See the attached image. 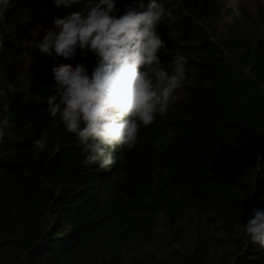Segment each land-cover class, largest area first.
I'll return each instance as SVG.
<instances>
[{
    "label": "trees",
    "instance_id": "trees-1",
    "mask_svg": "<svg viewBox=\"0 0 264 264\" xmlns=\"http://www.w3.org/2000/svg\"><path fill=\"white\" fill-rule=\"evenodd\" d=\"M159 2L173 17L181 14L158 24L167 45L163 65L169 69L175 53L185 55L194 83L183 86L186 96L170 104L169 116L141 127L135 147L120 148L116 164L103 171L82 164L77 138L48 113L51 63L34 66L26 90L6 64L14 36L29 22H21L23 14L53 21L78 5L11 0L0 23V78L16 88L7 98L13 126L5 138L26 126L31 133L0 144V264H264V250L243 236L253 209L264 207V4L257 2L256 17L242 4L226 7L231 21H223L225 34L216 40L202 22L223 17L219 0ZM132 3L116 0L117 15ZM236 10L257 30L242 32ZM77 61L90 72L96 57L78 50ZM41 136L48 144L36 155L33 142ZM202 216L226 238H201L188 253L143 249L155 237L177 242ZM161 217L165 230L157 231ZM217 241L228 249L209 262Z\"/></svg>",
    "mask_w": 264,
    "mask_h": 264
},
{
    "label": "clouds",
    "instance_id": "clouds-1",
    "mask_svg": "<svg viewBox=\"0 0 264 264\" xmlns=\"http://www.w3.org/2000/svg\"><path fill=\"white\" fill-rule=\"evenodd\" d=\"M51 2L56 7H82L55 16L35 43L40 55L47 54L57 62L51 70L54 80L53 94L46 101L48 113L77 138L83 165L110 171L116 164L115 153L123 147L134 148L141 127L165 114L183 87L188 58L175 53L167 69L160 55L167 45L158 24L172 21L173 14L159 0H133L120 15L116 0ZM10 3L0 0V23L6 19ZM3 48L0 40V51ZM78 50L82 57L94 53L96 63L90 72L86 63L77 61ZM15 91L13 83L0 78V144L5 130L13 126L7 98ZM33 143L39 155L48 140L41 136ZM243 229L249 246L264 250V207L253 209Z\"/></svg>",
    "mask_w": 264,
    "mask_h": 264
},
{
    "label": "rangeland",
    "instance_id": "rangeland-1",
    "mask_svg": "<svg viewBox=\"0 0 264 264\" xmlns=\"http://www.w3.org/2000/svg\"><path fill=\"white\" fill-rule=\"evenodd\" d=\"M220 3L223 5L222 13L224 14L225 8L231 5H235V3L242 4L246 10L253 16L256 17L257 15V2H261L264 4V0H219ZM233 5V6H234ZM82 6L78 5L77 7L64 12L59 13L58 15L63 16L66 14H70L72 11L80 10ZM173 22L178 20L181 17V14L175 11ZM235 15L238 18V26L242 32L248 34L252 30H257L255 27L251 26L248 22H246L241 13L236 10ZM21 22L27 23V27L25 32L20 34L19 36H14V43H15V51L9 53L6 56V64L11 63L15 66V70L18 73V80L20 83V87L22 90L28 89V77L32 72L35 65H39L42 68L46 64H50L52 68L54 67L55 61L52 60L50 56L47 54L40 55L36 48L35 43L38 38H42L43 29L49 28L52 26L53 21H43L41 19H33L28 20L26 15H22L20 18ZM231 21L230 17L227 15H223L219 20H213L210 17H205L204 21L202 22L203 28H205L208 32H210L213 37L218 40L220 37L224 36L225 28L223 21ZM172 31V30H170ZM174 34L178 35L179 31L174 32ZM169 69L171 68V63H168ZM194 83V74L192 71H187L186 79L184 81V85H192ZM187 90L182 87V89L178 90L175 94L172 102L182 100L185 98ZM171 102V103H172ZM171 111V105L168 108V111L165 114L169 116ZM31 133V127L26 126L23 128L18 129L16 132H8L6 135L5 141H17ZM11 150L6 149L5 151L1 152V154L9 153ZM160 226L157 227L155 230H165V218H160ZM241 232L238 231L237 234ZM212 236L213 238H226L224 231H218L216 227V223L205 216L200 217L197 220L195 225H191L186 234L183 236L182 239L174 242L171 245H166L164 242L155 237L151 242H147L144 244L143 249L147 250L148 252L157 253L159 255L164 254L166 251L173 250L179 253H188L192 250L195 244L201 238H208ZM228 244L224 241H217V245H213L209 247L208 250V259L209 262H217L220 260V254L228 249ZM133 253H131L132 255Z\"/></svg>",
    "mask_w": 264,
    "mask_h": 264
}]
</instances>
